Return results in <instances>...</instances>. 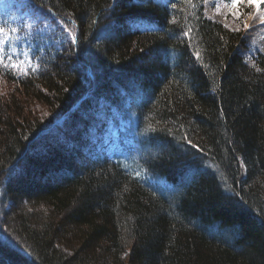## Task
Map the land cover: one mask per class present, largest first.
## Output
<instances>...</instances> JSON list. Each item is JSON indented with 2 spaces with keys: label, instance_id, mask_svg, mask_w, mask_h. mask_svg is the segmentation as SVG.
<instances>
[{
  "label": "trees",
  "instance_id": "obj_1",
  "mask_svg": "<svg viewBox=\"0 0 264 264\" xmlns=\"http://www.w3.org/2000/svg\"><path fill=\"white\" fill-rule=\"evenodd\" d=\"M35 1L69 21L33 65H0V260L264 264V56L246 61L245 32L198 0ZM119 97L143 125L139 163L108 159L97 121L79 143L83 112Z\"/></svg>",
  "mask_w": 264,
  "mask_h": 264
},
{
  "label": "rangeland",
  "instance_id": "obj_2",
  "mask_svg": "<svg viewBox=\"0 0 264 264\" xmlns=\"http://www.w3.org/2000/svg\"><path fill=\"white\" fill-rule=\"evenodd\" d=\"M202 4L206 18L221 22L229 28L245 32L246 48L242 50L241 53L250 65L253 66L255 64V59L257 57L264 56V4H261L259 7H254L250 6L248 3H243L238 7L235 13L232 12L230 2L227 3L226 0H202ZM29 6L30 2H28V0H0V23H3L4 21L5 12H10L12 15L9 17L8 21L5 19L6 23L9 22V29L7 31H10L13 28L17 29L16 32L12 33L11 39L8 43L5 44L4 54L8 51L13 56L11 57L12 60L20 61L19 64H23L25 67L35 63L33 60V54L36 46H38L37 43L39 40L37 39L40 37V34L46 35L47 32H50L49 29L54 27L52 25L53 21H44L42 25L40 23L42 20L38 19L33 14V11ZM19 17L24 19V22H21L20 20L18 21ZM33 36L34 39H32ZM43 46L44 45H42V47ZM8 47L9 49L7 50ZM76 64L79 65L80 63L78 62ZM9 85L11 84L0 74V90L4 89L5 86L9 87ZM93 107L94 109H86L83 113L87 114L89 111L95 112L97 109L96 114H98L99 110H102V104L100 102L98 103L95 101ZM37 110H40L41 116H43L44 119L54 120V122H59L62 119L60 115L62 110L57 109L52 112L40 108H37L36 111ZM87 118V120H91L89 129L87 128L85 133L80 134L79 143L92 141V129L95 128V120L98 118L93 115H89ZM100 121L101 120L99 119V122ZM78 127V129L81 128V123ZM110 134L112 135L114 132ZM39 149L42 150L43 148ZM80 160L84 159L79 158V161ZM25 206L32 211L41 210L43 208L42 206L40 209L34 208L33 205ZM12 238L14 241L18 242L16 237ZM0 264L4 263L1 261Z\"/></svg>",
  "mask_w": 264,
  "mask_h": 264
},
{
  "label": "snow or ice",
  "instance_id": "obj_3",
  "mask_svg": "<svg viewBox=\"0 0 264 264\" xmlns=\"http://www.w3.org/2000/svg\"><path fill=\"white\" fill-rule=\"evenodd\" d=\"M243 3H248L250 6L259 7L264 4V0H230L232 12L235 13L239 6ZM17 29L13 28L10 31H6L4 27H0V61L3 60V54L5 51V44L11 39L12 33ZM21 65H13V67H20Z\"/></svg>",
  "mask_w": 264,
  "mask_h": 264
}]
</instances>
